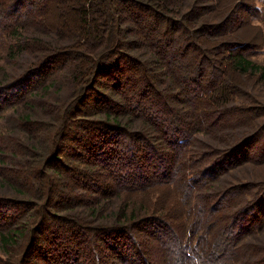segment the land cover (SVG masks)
Here are the masks:
<instances>
[{
	"label": "trees",
	"instance_id": "obj_1",
	"mask_svg": "<svg viewBox=\"0 0 264 264\" xmlns=\"http://www.w3.org/2000/svg\"><path fill=\"white\" fill-rule=\"evenodd\" d=\"M190 1L41 0L29 3L30 10L24 13L25 0H0V38L14 40L6 47L7 56L25 53L33 58L31 67L1 87L0 94L6 98L13 85L27 83L58 60L66 64L72 77V94L66 95L63 104L41 102L46 107L37 111H43L49 122H32L36 105L30 103L24 107L32 112L18 115L20 125L14 134L28 141L23 154L30 160H19L14 167L0 157V166L11 169L5 170L4 184L15 194L6 201L0 199V207L23 210V221L15 220L0 229V255L4 257L0 264H108L109 258L122 264L129 258V264H264V240L261 247H250V261L245 259L247 255L244 262L236 259L237 250L247 245H243L245 239L259 233V227H252L264 224L258 214L264 183L258 184L255 193L249 189L251 185L221 189L208 184L227 183L225 178L218 179L230 172L231 160L249 143L264 141L260 96L227 84L223 70L257 77L264 87V66L247 57L252 45L230 41L233 26L239 22L232 14L219 24L205 22L191 30L186 23L191 26L196 7ZM121 5H136L146 22ZM56 10L66 21L75 13L66 32L55 33L47 25ZM166 14L184 20L170 24L178 25L184 42L202 30L227 39L219 46L225 61L221 64L210 58L208 80H203L207 70L202 66L207 53L199 59L197 55L178 61L184 57L179 54L184 51L178 45L180 39L174 49L172 37L168 42L163 39L161 22ZM126 24L128 28L123 27ZM51 34H56L55 40ZM118 49L130 52L123 54ZM143 49L150 53L149 60L141 61L144 56L136 55ZM154 69H163V73L157 75ZM101 74L111 75L109 90L117 92L119 99L97 93L102 102L91 106V116L97 120L89 121L90 116L78 119L89 98L87 85L95 84ZM9 99L21 103L25 96ZM6 140L7 147L21 143L14 137ZM193 146L198 152L190 156ZM263 152L264 145L256 164L259 160L264 165ZM0 155L4 153L0 151ZM191 157L198 159L193 170L186 166ZM246 160L241 158L233 167L250 161ZM184 166L188 172L182 171ZM157 185L177 193L181 204L190 205L196 194L201 201L189 208L191 214L187 211L190 218L174 222L169 220L173 209L159 208L150 199L127 198ZM237 191L249 193L243 199L251 198L238 202L241 206L232 208L236 212L223 215L213 233L208 225L213 218L211 203ZM238 224L243 225V234L238 232ZM152 237L157 246L148 244ZM150 256L153 262H146Z\"/></svg>",
	"mask_w": 264,
	"mask_h": 264
},
{
	"label": "rangeland",
	"instance_id": "obj_2",
	"mask_svg": "<svg viewBox=\"0 0 264 264\" xmlns=\"http://www.w3.org/2000/svg\"><path fill=\"white\" fill-rule=\"evenodd\" d=\"M41 0H25L23 3L24 13H27L29 9V3H37ZM183 0H180V2ZM192 1V2H191ZM190 5H195L196 12L194 16V20L190 21L191 26L189 23H186L187 26L190 27L191 30H195L200 25L202 26L205 22L211 23V24H219V21H223L229 18V15L232 14L233 18H238V24L237 27L233 26L234 33L232 34L230 41H236L239 43H244L248 45H252L251 51L247 53V57H249L254 63L264 66V0H191ZM187 2V1H186ZM194 2V3H193ZM75 7H77L75 5ZM121 8L125 9L126 11H129L134 15L138 16L139 19L143 22L145 21V15L141 14V12L136 9V5H128L127 7L125 5H121ZM208 7L210 8L208 10ZM54 11V10H53ZM23 12V11H22ZM165 12V11H163ZM73 13V12H72ZM75 13H73L74 15ZM71 15L68 17L67 21L60 15V13L54 12L51 14V16L47 20V25L50 28H53L54 32L58 30H64V32L67 31L69 28V25L71 21H73L75 18ZM167 17L171 18L169 21H166ZM232 18V19H233ZM138 19V20H139ZM231 20V19H230ZM184 22L183 19H181L179 16L174 15H165L164 22H161L162 32H164V40L165 42L170 41L171 37L174 39L175 44H172V48L174 49L176 43L180 39V45L184 51L179 52L180 56H184L182 59L178 60L176 57V60L185 62L190 58H196L198 55V59L200 58L201 54L204 52L207 53L208 57H204L202 60V66L207 70L205 77L203 78L204 81L208 80L210 76L212 75V69H211V59L219 60L221 64L223 63L224 58L226 56L225 53H221V49H219L220 43L225 42L227 39H224L223 36H215L209 34L207 30H202L200 33L194 32L193 37L190 39H186V42L181 40V32L179 29H177L178 25H175L174 27H171V22L177 23V22ZM194 23V24H193ZM206 24V23H205ZM157 25V24H156ZM118 26V23H117ZM124 28H128V25H123ZM56 35V34H55ZM54 34L50 35V38L55 40L56 36ZM66 41V40H65ZM65 41H63L65 43ZM177 41V42H176ZM10 41L9 38L2 36L0 38V88L7 86V83H11L12 80L17 79L22 73L25 72V70L29 69L31 65L29 64L31 61H33V58L29 56V54H20L17 57L14 58L7 56L6 53V47L8 46ZM184 42V43H183ZM203 49V51H202ZM120 52L129 53L127 49H118ZM163 51V50H162ZM119 52V51H118ZM164 52V51H163ZM126 53V54H127ZM150 55L148 51L143 49L142 51L136 52L137 56H144V58L141 61L149 60L150 56H146L144 54ZM172 53V51H171ZM132 54V53H131ZM135 55V54H134ZM213 56V57H212ZM28 57V58H25ZM179 58V57H178ZM187 59V60H186ZM168 62V60H167ZM213 62V61H212ZM177 63V62H176ZM62 64V65H61ZM72 63H70L71 65ZM76 65V62H74ZM66 64H63V62L54 61V64L50 65V67L45 68L44 72L40 75H36L34 77H30L27 80V83L21 84V85H13L11 87L13 91L9 96L6 98L4 95L0 94V143L2 145L0 146V151L4 153V155H0L3 162L6 163L7 166H14L16 165L17 161H29L30 159L27 158V155L23 154L24 148L27 147V144L29 145L28 141L26 139L22 138V135H15L14 133L17 132V127L20 125V122H18V115H21V113H24L26 111L25 107L26 104L30 103L33 105H36L34 112L36 111V116L31 118L32 122L45 121L49 122L47 119V116L44 115V112L37 111L39 108L46 107L41 102H49L51 103V106H55L53 104H58L59 106L63 104L64 98H67L72 94V77L68 75ZM173 65V64H172ZM178 65V64H177ZM185 65V64H184ZM161 69H154L153 71L157 75H161L162 70ZM153 72V73H154ZM166 72V71H165ZM185 72H189V70H186ZM223 73H225V78L227 80V84H234L240 91L245 93H252L260 96L257 97L260 102H258L259 106L264 107V87L259 84V81L257 80V77H248V76H240L236 72L232 71L231 69L228 71V68L226 70H223ZM195 74V73H194ZM152 75V74H151ZM192 76V75H191ZM111 75L107 77V75L102 76L100 75V79H96L95 84H88L86 91H88V88L90 90L88 101L83 105V108L81 109V112L79 113L78 119H86L85 116H90V120H97L96 118L91 116L94 112L91 111V106L95 104H99L102 102V98H99L97 93L104 94V95H110L111 98L115 101L119 99V94L117 92L110 93L109 87H110V78ZM95 79V78H94ZM23 82V80L21 81ZM88 82V80H87ZM259 84V85H257ZM75 85V83H74ZM86 86V84H85ZM19 87V88H18ZM61 91H58V88H61ZM70 94V95H69ZM25 96V100L21 103H18L16 101L10 100L9 98H15L18 96ZM67 95V97H66ZM27 102V103H26ZM236 104L238 101H234ZM18 103V104H16ZM15 104V105H11ZM9 106V107H7ZM11 106V107H10ZM100 106V105H99ZM27 113H24V115L29 114V112H32L31 110ZM48 111L46 112V114ZM31 115V114H30ZM263 119V118H262ZM261 119V120H262ZM262 125V124H261ZM80 132V131H79ZM6 137H14L18 139V142H21L19 144V147L16 146H10L7 147V140ZM247 136H245L246 138ZM22 138V139H21ZM23 140V141H22ZM264 145L263 138L257 143V142H251L249 145H247L246 149H242V152L236 155L234 159L231 160L229 165V173H225L224 175H221L218 180L221 179H227L226 182H219L217 184H212V182H209L208 184H211L210 187L218 186L221 189L227 188V186H235L239 185L242 188H247L251 185L252 193L256 192V188L258 187V184L264 183V165L260 164V161L258 160V163L256 164L257 158L259 159L262 156L261 149ZM33 147V145L31 146ZM7 148V149H6ZM190 152L191 155H197L198 149H194V146L192 147ZM7 155V156H6ZM264 155V152H263ZM248 157L247 160H250L246 162L245 164L234 168L233 164L238 162L241 158L243 160H246L245 157ZM190 159L189 155L186 156V160ZM203 158L201 157L200 160ZM198 160V159H197ZM194 158L189 160L187 162L186 166H190L189 168H194L195 163L198 161ZM246 160V161H247ZM177 164L180 163V160L176 159ZM66 162H73L68 159H66ZM37 166V165H35ZM39 167V166H37ZM37 167H35L37 169ZM5 168L3 165L0 166V199H3L4 201L9 200L10 198H13L14 193L8 192V187L4 184V181H6L7 175H5V170H11V169H3ZM234 168V169H233ZM177 168V171H175L176 175L179 174V171ZM187 168L184 166L182 171H185ZM12 171L15 172V170L12 169ZM189 170H186L188 172ZM185 172V173H186ZM191 172V171H190ZM189 172V174H190ZM219 172V171H218ZM215 175V174H214ZM213 175V176H214ZM193 173L189 175L191 177V180L193 179ZM23 178V177H22ZM198 178H201L199 175ZM186 179H189L186 177ZM20 182H22L21 179H19ZM226 183V185L224 184ZM178 186H181L180 183H177ZM197 184V183H196ZM13 185V184H11ZM35 187V184H33ZM36 188V187H35ZM7 190V191H6ZM10 190V189H9ZM222 193V192H221ZM220 195V194H219ZM245 195L243 192H234L230 196L228 195L225 199L220 198L215 203H211V207L209 208V212H213V218L211 219V222L208 224L209 229L214 233L215 230L219 227V220L222 219V216L227 214L229 215L236 212V210H232V208H238L241 205L237 204L238 202L242 200L248 201L251 197H248L246 199H243L242 196ZM132 199L138 201L140 198L150 199L153 200L154 203H156L157 207L161 208L162 206L167 211H171L172 215H169V220H186L188 218L187 211L191 214L192 211H190L189 208H192V205L194 204V207L197 205L199 201H201V196L196 194L195 196L192 195V200L190 205L188 203H179L177 199V193L175 192H169V189L162 185L152 186L149 187L145 192H133L127 195ZM222 195L221 197H223ZM245 196H249V193H246ZM218 198V197H217ZM263 201V204H261L260 209L258 210V214H260L263 217H259L264 222V196L261 198ZM195 202V203H194ZM261 202V201H260ZM6 203V202H5ZM39 206V205H38ZM186 206V207H185ZM232 210V211H231ZM23 210L16 211L15 209H9L5 207H0V229L7 227L9 224L16 221H23V217L21 214ZM31 213L27 214L26 216H30ZM210 220V219H209ZM218 220L217 222L212 223L213 221ZM212 223V224H211ZM211 224V225H210ZM248 223H246L244 226L246 227ZM10 226V225H9ZM243 225L238 224L237 229L238 232H242L240 228ZM262 226V227H261ZM208 227V226H207ZM259 227V233L255 234V237H251V239L247 238L243 242L244 248L237 250L236 259L240 260L241 262H244V255H247V253L251 249H253V244L261 247L259 244L262 240H264V224H259L258 226H254L252 228ZM251 228V227H250ZM153 231V230H152ZM245 232V231H244ZM242 232V234L244 233ZM192 233V229H191ZM212 233V234H213ZM241 234V236H242ZM260 239V240H259ZM247 240V241H246ZM251 242V245L248 244ZM148 244L152 246H157V241L153 237L148 240ZM20 256V255H19ZM18 256V257H19ZM255 255H253L254 257ZM148 257L146 262L152 261ZM250 261L248 255L245 257V259ZM0 259H4L3 256L0 255ZM108 264H122V261H119V259H107ZM131 261V258L127 259L126 261H123V263L129 264ZM43 264V263H39ZM248 264V263H247Z\"/></svg>",
	"mask_w": 264,
	"mask_h": 264
}]
</instances>
